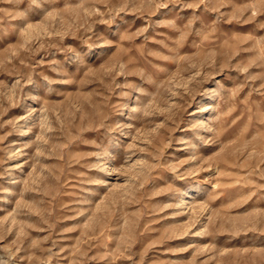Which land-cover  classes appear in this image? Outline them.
I'll return each mask as SVG.
<instances>
[{"label": "rangeland", "instance_id": "374dc122", "mask_svg": "<svg viewBox=\"0 0 264 264\" xmlns=\"http://www.w3.org/2000/svg\"><path fill=\"white\" fill-rule=\"evenodd\" d=\"M0 264H264V0H0Z\"/></svg>", "mask_w": 264, "mask_h": 264}]
</instances>
